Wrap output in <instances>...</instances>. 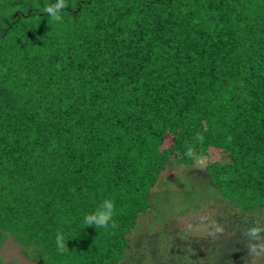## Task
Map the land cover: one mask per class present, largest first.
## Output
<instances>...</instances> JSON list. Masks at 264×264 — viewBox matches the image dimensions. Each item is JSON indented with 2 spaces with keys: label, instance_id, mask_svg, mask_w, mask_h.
I'll list each match as a JSON object with an SVG mask.
<instances>
[{
  "label": "trees",
  "instance_id": "obj_1",
  "mask_svg": "<svg viewBox=\"0 0 264 264\" xmlns=\"http://www.w3.org/2000/svg\"><path fill=\"white\" fill-rule=\"evenodd\" d=\"M55 3L0 0V247L121 264L163 172L195 154L217 156L230 215L260 216L264 0H65L61 21ZM106 200L108 226H87Z\"/></svg>",
  "mask_w": 264,
  "mask_h": 264
},
{
  "label": "rangeland",
  "instance_id": "obj_2",
  "mask_svg": "<svg viewBox=\"0 0 264 264\" xmlns=\"http://www.w3.org/2000/svg\"><path fill=\"white\" fill-rule=\"evenodd\" d=\"M216 160L195 154L190 166L167 167L153 191L162 196L138 216L121 264H264V212L251 220L230 215L207 182L205 165ZM0 264L33 263L8 241Z\"/></svg>",
  "mask_w": 264,
  "mask_h": 264
},
{
  "label": "clouds",
  "instance_id": "obj_3",
  "mask_svg": "<svg viewBox=\"0 0 264 264\" xmlns=\"http://www.w3.org/2000/svg\"><path fill=\"white\" fill-rule=\"evenodd\" d=\"M67 5L65 3V0H57V3L46 6L43 11L47 13L50 18L54 21H61V16H60V10L66 8ZM190 154V153H189ZM104 211L98 212L94 215H88L85 217L84 223L87 226H93L95 225L96 227H107L109 224V221L112 219L113 215V204L110 201H104ZM114 226V225H113ZM257 229H253L251 231L252 235H255ZM57 244L58 246L63 250L66 245L61 242V236H57Z\"/></svg>",
  "mask_w": 264,
  "mask_h": 264
}]
</instances>
